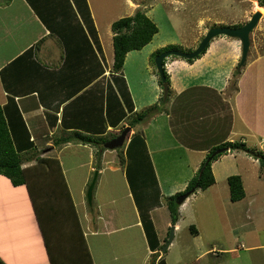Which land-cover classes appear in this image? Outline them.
<instances>
[{
	"label": "crops",
	"instance_id": "crops-1",
	"mask_svg": "<svg viewBox=\"0 0 264 264\" xmlns=\"http://www.w3.org/2000/svg\"><path fill=\"white\" fill-rule=\"evenodd\" d=\"M89 8L101 45L95 44L94 52L88 51L85 36L77 32L78 18L80 23L84 22L73 0H10L0 3L1 10H12L13 16L8 18H16L22 29V34L13 40L12 49L0 51V105L7 110L8 118L16 127L20 125L22 130V121L25 123L35 144V149L30 153L57 157L64 174V182L53 177L52 184L43 185V189L37 188L34 193L29 185L16 186L10 178L0 175V223L3 230L0 235V258L5 264H52V250L50 252L46 245L42 220L49 227L47 234L53 228V233L60 229L58 236L60 232L70 234L72 222L80 223L94 264H148L153 251L126 178L125 166L106 165V150L102 151L104 160L99 171L120 173L125 191L120 195L113 188L110 197L99 193L97 207L95 202L94 206L93 203L89 204L90 207L84 204L85 188L96 169L95 147L77 140V132L92 134L106 128L103 133H94L95 136L105 135L111 131L114 121L120 120L114 127L121 126L128 122L131 114L135 115L154 105L160 106V110L148 116L144 123L142 121L134 126H143L142 136L150 157L152 151L147 130L151 127V142L159 145L157 148L160 151L172 150L171 147L182 150L187 149L185 146L198 145L191 148L198 155L193 172L182 182L172 178L173 186L165 193L161 190L162 197L185 190L188 181L197 174L215 146L234 141L237 137L247 147L250 140L253 147L262 148L264 145V111L258 110L259 113L254 114L257 112L254 94L251 101L245 96L248 90L245 84H263L264 72L251 77L252 72L264 64L262 50L261 53H253L250 62L248 54L246 65L240 68L236 78V91L231 84L241 57L240 46L233 38H216L206 52L192 63L184 59L167 62L165 66L170 77V89L168 100L162 104L159 93L163 89L157 84L156 76H153L154 82L150 79L147 84L153 95L151 97L143 91L134 90L139 83L132 84L124 69L117 74L109 72L108 43L99 20L93 14L95 11ZM109 35L113 37L112 32ZM151 43L142 49L129 51L125 63L132 53H139ZM154 51V48L148 49L150 54ZM260 62V66H257ZM142 84L145 81L142 80ZM126 91L134 109L128 112L126 108L127 115L120 118L124 111L122 105ZM263 100L260 107H264ZM64 138L69 140L65 141ZM43 147L51 151L43 154L40 149ZM230 150L212 163L215 184L205 190L198 189L200 195L214 196L212 207L201 212L202 222L212 224L213 236L204 237L200 227L193 225L192 246L196 248V258L191 263L180 261L179 264H232L234 259L237 260L236 264H254V257L264 250V236L260 235L264 233V178L260 169L258 172L247 171L246 167L240 169L238 157L243 155L253 165L260 166V162L245 150ZM186 154L190 157V154ZM33 156L24 159V167H29L31 162L35 165L37 157ZM154 170L159 183L161 179L155 166ZM233 174L241 175L244 184L245 197L239 201L230 198L228 178ZM219 183H224L221 190ZM63 194L65 197H62ZM49 197H52V205L44 199ZM187 200L179 207L180 217L175 225H172L170 212L162 199L159 205L150 210L161 244L166 241L164 236H169L171 226L175 227L176 235L182 223L194 217L195 209L192 210ZM9 204L15 206L14 211H9ZM92 208L98 209L94 220L87 211H92ZM215 214L220 219L205 218ZM238 231L242 232L239 238L235 234ZM221 232L228 234L226 241L223 240L225 234L221 235ZM14 236L17 248L12 242L8 243ZM238 239L244 240L243 261L238 259L242 257L239 245L238 248L230 246ZM96 240H101L103 252H95ZM52 244L50 241L49 246L52 247ZM215 249L217 254H214ZM223 253L233 254L235 258L232 257L231 261L226 258V261ZM160 254V257L165 256L162 252ZM203 258L205 262L200 261ZM166 263L170 264L168 260Z\"/></svg>",
	"mask_w": 264,
	"mask_h": 264
},
{
	"label": "rangeland",
	"instance_id": "rangeland-1",
	"mask_svg": "<svg viewBox=\"0 0 264 264\" xmlns=\"http://www.w3.org/2000/svg\"><path fill=\"white\" fill-rule=\"evenodd\" d=\"M2 1L4 0H0V3H4ZM87 4L88 6L90 5L89 7H91L92 11H95L93 12V14L96 20L97 21L99 20L100 27L104 34V38L109 44V45L107 44L108 46L107 58H109L108 63H109V66L111 67L109 71L110 73H112L113 62H114V61L112 62V60L114 59L113 37L110 38V35H109L110 32H112L114 36V31L112 29L111 24H113L114 21L120 19L121 17L133 15L138 9H141L142 11H145L146 14L158 25L159 31L154 35L151 45L148 46L146 49L139 51V53H132V55L128 57L123 69L126 75L128 76V78L130 79V81L132 82V84L139 83V85H137L136 88H134V90L136 92L138 90L143 91L151 97L153 95L151 94V90L149 89L147 84L149 83L150 79L152 82H154L155 78L153 76H156L157 84H160V88L163 89V91L162 92L160 91L159 93V102L162 104H165L164 88L162 85L163 82L161 80V76L159 74V71L157 69L156 62H155L157 55L155 51L153 54L148 53V49L150 50L154 48V50L156 49V51L158 49L159 50L162 49V52H164V50H166L165 49L166 47L172 46V47H177V49L181 51H192L198 46V44L200 43V41L202 40V38L204 37V35L206 34L209 28L213 26H225V25L234 26V27L241 26L245 24L248 20H250L254 12H256L258 9H261L263 11V16L261 17L257 27L251 33V47H250L248 62H250L251 59H253V53L255 54L257 52L261 53V50L264 52V10L260 7L261 4L259 0H87ZM10 11L12 10H1L0 9V51L8 49V48L12 49L13 40H17V37L22 34V31H21L22 29L20 27L21 24H19L20 22L15 21L16 18L14 19L8 18L10 16H13ZM85 24L83 23L81 27H77V32L80 35L84 34L82 31V28L85 30L86 33L89 32L87 28L88 25L86 24L87 25L86 26ZM219 37H222V38L226 37V38L231 39V37H227V36H219ZM219 37H216V38H219ZM233 39L237 40L240 46L239 57H241V53H242L241 43L239 42L237 38H233ZM89 43H92V45H94V42H89ZM89 43H86L85 46L88 48V51H91L92 49H90L91 45ZM162 44L164 45L161 47ZM174 59L186 60L187 58H183L177 55H171L167 57L165 60L167 63V62H172ZM261 63L262 62L258 63L257 66H260ZM244 65H246V63ZM244 65L241 68H243ZM237 70L240 71V68L238 67ZM244 70L246 71L245 68ZM261 71L264 72V64L260 66L258 69H256L255 71H253L251 74V77H253L254 75H260ZM147 77L149 78L147 79ZM142 80L145 81L144 85L142 84ZM255 83H257V78H255ZM245 85L248 89L245 92L246 98L251 101V96L254 94V99H255L256 107H257V110H255L257 112L254 114H258L259 113L258 110L264 111V107H260V101L264 98V78H263V84H245ZM233 90L234 91L237 90V84L235 87H233ZM263 103H264V100H263ZM124 106H126L125 102H124ZM130 108H132V106ZM134 117L135 115L131 114L127 118L128 122L126 121L121 126H116V127H114L115 125L112 126L111 131H108V133L106 134V137L108 136V138L111 139L113 136L115 137L116 135L120 134L121 131L124 130L127 126H130L131 131L127 134L128 140L123 146L117 149H108L105 147V145H103L104 150L103 149L99 150L100 148L98 146H94L95 147L94 148L95 165L102 164L104 158L103 156H101V151L106 150L107 152V156L105 158V160L107 161L106 165L108 164V165L126 166L128 162V160L126 159V151H127L126 148L128 146V143L130 142L131 137L135 133L139 132L140 134H142V131H143V126H141V124L137 128L134 127L136 124L133 126L131 125L134 120ZM146 119L143 120V123L146 121ZM152 132H153V127L147 130V133L150 137L149 138L150 139V149L152 151L151 157H152V161L154 163L155 169L157 171V174L159 178L161 179L160 182L162 186L160 185V182H159L158 187L154 186L150 194H152L154 198L155 197L158 198L157 200H155V202L158 201L160 203L162 199L163 205L165 204V206L168 207L167 198L169 196H167L166 194V197H162L163 196L162 191L165 193V191L172 185V181H173L172 178L179 180V182H182L193 172V169H194L193 164L198 158V155L196 152L191 151V148L198 147V145L194 144L191 146H185V148L187 149H182V150L176 147H171L172 150L160 151L157 148L159 147V145H157L154 142H151L153 139ZM239 139L240 138L237 137L234 139V141L236 140L239 141ZM247 145L249 146L248 148L254 152L253 154L259 153V152L264 153V145L262 148L253 147L251 140L247 143ZM40 149L42 150L43 154L47 153L48 151H51V150L47 151V149H45L44 147ZM98 151L100 152V155L97 153ZM120 151L123 152V156L125 158L124 164L121 163L122 156L120 154ZM183 151L190 154V157H187V154ZM233 151H236V150H233ZM52 154L53 153H48V155H52ZM249 154L255 158V155H252V153H249ZM31 155L33 154L26 153L24 155V159L26 160L28 156H31ZM238 160H239L238 167L240 169L241 168L243 169L244 167H246L248 168L247 171L251 169L252 171H257V172L260 169L261 176L264 178L263 172L259 164L253 165L249 163L248 162L249 159L244 158L243 155L241 158L238 157ZM30 164L32 165V162ZM96 171H98L99 173H98V179H97V182L94 188V193H93V200H95L93 201V206L95 202V205L97 207L98 201L100 200L99 193L103 194V196L110 197L111 189L113 188L115 189L116 194L120 193V195H122L123 190L125 191L120 173L112 174L108 170H103L100 172L97 167L96 169L93 170L92 174L90 175V178L88 180L89 184L85 188V192H84V202L85 203L84 204H86L87 207H90L88 197H87V192H88V188L94 178ZM116 180L118 182L117 186H116ZM223 184L224 183H219L218 186L220 190H221V185ZM181 191H184V190H181ZM178 192L176 191L173 194H176ZM208 192L214 193L213 191H207L206 193ZM223 193H220V194H223ZM200 194H201L200 191H196L193 194H191L187 200L192 210L195 209L194 217L182 223L181 229L176 231V235L174 234L171 244L165 251L163 252L161 251L163 247L160 249V252L165 254L164 258L166 262L168 260L170 264H179L180 261H186L187 263H191L196 258V248H193L192 246V242H193L192 234L193 233L191 231V225L199 226L201 229L200 233H202L204 237L213 236L211 234L214 231V229H212V226H211L212 224L208 222L206 223L202 222L201 212L207 207H212V203L214 202V199H213L214 196H211V194L210 195H200ZM40 199H43V197H40ZM44 199H46V203H50L52 205V197L44 198ZM184 202H186V200ZM8 209L9 211H14L15 206L9 204ZM87 211L88 213H90V217L92 220L97 218L98 209L93 210L92 208V211L91 210L90 211L87 210ZM8 213H11V212H8ZM130 214L132 215V213ZM150 214H151V211H150ZM182 216H184V214ZM205 218L213 219V220L220 219L219 216L216 214L211 218H208L207 216H205ZM0 219H2V216L0 217ZM182 219H185V218L182 217ZM1 229H2V226L0 223V235L3 231ZM242 232H239V231L235 232L236 237L239 238V235H241L240 233ZM224 234L225 233L221 232V235H224ZM226 235L228 234H225L223 236L224 241L228 239ZM260 235L264 236V233H261ZM2 238L3 237H1V239ZM163 239H166V241L163 244L164 246L169 240V236L166 234ZM10 242H12L13 245L15 244V236L12 240H8V243ZM242 243H244V240L238 239L237 241L233 242V244H231L230 246L238 248L237 245H239L238 250L242 257L238 259L243 261L242 258H243L245 248L244 246H242L243 245ZM101 245H102L101 240H96L94 242V248L96 249L95 252H103V248H101ZM3 248L5 247L3 246ZM15 248H17L16 244H15ZM261 252H262L261 254L256 255V257H254V261H255L254 264L264 263L263 261L264 250H261ZM214 254H217L216 249L214 251ZM224 255L225 256L223 259L225 260L226 258H228L231 261L233 260V258H235L233 254L225 253ZM227 256H230L231 258ZM151 257L152 255H150V259L147 262L148 264H150L149 262L151 261ZM161 258L162 257L159 256L158 260H160ZM200 261L205 262V258L201 259ZM236 262L237 260L234 259L232 264H236Z\"/></svg>",
	"mask_w": 264,
	"mask_h": 264
},
{
	"label": "trees",
	"instance_id": "trees-1",
	"mask_svg": "<svg viewBox=\"0 0 264 264\" xmlns=\"http://www.w3.org/2000/svg\"><path fill=\"white\" fill-rule=\"evenodd\" d=\"M5 1L8 2L10 0H4L2 2ZM73 1L77 7L80 18L84 23L88 25L86 26L89 32L86 33L83 28L82 31L84 33L83 35L85 36V39L87 40V43L94 42V45H92V43H89L91 45L90 49H92V51L94 52L95 44L99 47L101 45L96 34L94 21L90 13V8L87 4V0ZM259 1L261 4L260 7L264 10V0ZM78 22V26L81 27V25L83 24L80 23L79 18ZM112 29L114 31V62L112 72L114 74L123 71L126 55L129 51L142 49L150 41H152L154 35L159 31L158 25L146 14L145 11H142L141 9H138L133 15L124 16L114 21L112 24ZM88 34L90 35L89 37ZM165 49H177V47L170 46L166 47ZM206 50L207 49H205L196 58L186 60L192 63L195 59L200 58L206 52ZM155 52L156 55H158L162 53V49H158ZM164 64H166V60H164ZM239 73L240 71L238 70L234 72V79L231 84L232 89L236 86V78ZM166 77L167 81L170 83L168 72H166ZM168 97L166 100H164L165 102L168 100ZM123 99L126 103V106H124V104L122 105L121 103V105L124 106V111L120 118L124 115H127L126 108L128 112H132L134 109L133 102L131 101V99H128L127 91ZM10 106L11 104L8 105V108ZM131 106L132 108H130ZM159 110L160 106L154 105L145 111L135 114L134 120L131 125L133 126L137 123L142 122L148 116L156 113ZM6 111L5 108L0 105V175H5L6 177L10 178L12 183L16 186L21 184L29 185L30 190H32L33 193L37 188L43 189L45 187H43V185L48 186L52 184L53 181L51 180L53 179V177L64 182L62 165L57 157H45L37 155V152H35L33 154L35 155V157H37H34L36 159L35 165L29 167L23 166L24 155L26 153L32 152V149H35V144L30 139V133L26 129L25 123L22 121V130L19 128L20 125H17V128L15 124L11 122V119L8 118ZM118 121L120 120H116V122L114 121L113 125H116ZM105 130L106 128H103V131L101 132L94 131L92 132L93 135L77 132V140H80L87 144L98 146L100 148L99 150H104L103 145L105 142L110 140V138H108V136L106 137V134L95 136L94 133H103ZM112 138H114V136ZM64 140L68 141L69 139L64 138ZM145 142L146 141L144 140L142 134H140L139 132L135 133L131 137V140L126 148V159L128 160V162L127 164L125 163V174L132 190L136 205L138 207L149 246L153 251V253L151 254V261L149 263L167 264L163 256L160 260H158L159 256L161 255L158 250L163 247V244H161L158 239V235L152 217L150 215V210L160 203L158 201L155 202V200H157L158 198H154L150 193L153 190L154 186L158 187L159 183ZM229 148L232 151L245 150L248 153H252V155H255V158H257L260 162V167L264 176L263 152L253 154L254 152L251 151V149H249L242 141H228L221 145L215 146L207 155L204 162L201 164L197 174L190 179L186 189L167 198V206L170 212L172 225H175L180 217V204L177 202L178 197L188 192L193 194L194 192L198 191V189L205 190L215 184L216 180L212 170V163L220 155L228 151ZM218 149H222L221 152L214 154V152ZM97 153L100 155L99 151ZM120 154L122 156L121 163L124 164L125 158L123 156V152L120 151ZM97 167L99 169L100 164H97L96 168ZM228 184L230 188V198L232 201H239L245 197V189L241 175L233 174L229 176ZM62 197H65V194H63ZM41 222V226L44 232H46V245L48 246L50 252L52 250L50 255L52 264H94L88 243L82 230V225L80 223L76 222V224H74V222H72L70 226V234H64L60 232V236H58L60 229L55 230L53 233V228L47 234L49 227L46 225V223H44L43 220ZM191 228L193 229L194 226L191 225ZM47 239L53 242L52 247L49 246L50 241H48ZM0 264H5V262L1 258Z\"/></svg>",
	"mask_w": 264,
	"mask_h": 264
},
{
	"label": "water",
	"instance_id": "water-1",
	"mask_svg": "<svg viewBox=\"0 0 264 264\" xmlns=\"http://www.w3.org/2000/svg\"><path fill=\"white\" fill-rule=\"evenodd\" d=\"M263 16L261 11H256L253 13V15L251 16L250 20H248L245 24L241 25V26H229V25H225V26H213L211 28H209L206 32V34L204 35V37L202 38V40L200 41V43L198 44V46L192 50V51H181L178 49H169V50H165L164 52L158 54L156 56V66L157 69L159 71V74L161 76V80L163 82V88H164V100H166V98L168 97V93H169V84L167 81V77H166V68L164 65V60L171 56V55H177L183 58H187V59H194L197 56H199L205 49H208L210 47L211 42L219 36H227V37H231V38H237L240 43H241V60L239 63V68H241L247 60L249 51H250V47H251V33L253 32V30L257 27L261 17ZM131 131V127H126L124 129V131H122L121 134H119L117 137L107 141L105 143V147L108 149H117L121 146L124 145L126 138H127V134ZM222 149H218L214 152V154L220 153ZM213 154V155H214ZM98 171H96L94 178L88 188V192H87V197H88V201L89 204L92 205L93 203V193H94V188L98 179ZM191 195L190 192L185 193L181 196L178 197L177 202L179 204H182L189 196ZM174 230L175 227L172 226L171 230H170V234H169V240L167 241V243L163 246V248L161 249V251H165L169 245L171 244L173 237H174Z\"/></svg>",
	"mask_w": 264,
	"mask_h": 264
},
{
	"label": "clouds",
	"instance_id": "clouds-1",
	"mask_svg": "<svg viewBox=\"0 0 264 264\" xmlns=\"http://www.w3.org/2000/svg\"><path fill=\"white\" fill-rule=\"evenodd\" d=\"M164 65H166V64H164ZM165 67H166V66H165ZM166 72H167V70H166ZM127 127H128V126H127ZM129 127H130V126H129ZM122 131H124V130H122ZM122 131H121V133H122ZM121 133H120V134H121ZM118 135H119V134H118ZM118 135H117V136H118ZM117 136H116V137H117ZM114 138H115V137H114ZM112 139H113V138H112ZM110 140H111V139H110ZM127 140H128V137L126 138V141H127ZM108 141H109V140H108ZM126 141H125V143H126ZM105 143H106V142H105ZM105 143H104V145H105ZM125 143H124V144H125Z\"/></svg>",
	"mask_w": 264,
	"mask_h": 264
},
{
	"label": "bare ground",
	"instance_id": "bare-ground-1",
	"mask_svg": "<svg viewBox=\"0 0 264 264\" xmlns=\"http://www.w3.org/2000/svg\"><path fill=\"white\" fill-rule=\"evenodd\" d=\"M257 11H261V12H262V14H263V11H262L261 9H258Z\"/></svg>",
	"mask_w": 264,
	"mask_h": 264
}]
</instances>
